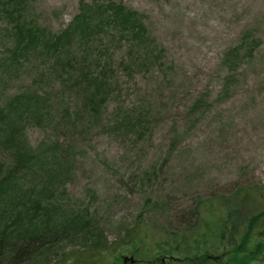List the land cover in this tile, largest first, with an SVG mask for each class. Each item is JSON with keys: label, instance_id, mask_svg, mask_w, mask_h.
Segmentation results:
<instances>
[{"label": "rangeland", "instance_id": "obj_1", "mask_svg": "<svg viewBox=\"0 0 264 264\" xmlns=\"http://www.w3.org/2000/svg\"><path fill=\"white\" fill-rule=\"evenodd\" d=\"M110 2L137 11L145 35L99 18ZM81 14L96 26L59 41ZM16 145L34 156L14 173ZM0 165V181L13 176L0 231L40 196L54 217L85 213L108 243L137 236L111 264L180 263L151 241L197 234L209 219L200 199L242 187L245 214L264 206L253 194L264 186V0H0ZM90 243L63 235L17 264H58Z\"/></svg>", "mask_w": 264, "mask_h": 264}, {"label": "trees", "instance_id": "obj_2", "mask_svg": "<svg viewBox=\"0 0 264 264\" xmlns=\"http://www.w3.org/2000/svg\"><path fill=\"white\" fill-rule=\"evenodd\" d=\"M109 4L108 8L101 5L97 9L99 14L96 15L99 18H106L104 20H107L108 24L121 28L123 32H129L134 39H140L145 35V25L137 11L121 3ZM93 21L94 18L89 22L83 14L78 15L58 40H65L67 43L68 39L70 42L77 33L89 32L96 26ZM36 30L35 28L28 30L29 39H36L38 36ZM94 79L100 78L89 75V81L92 82ZM51 151L57 156L58 141L51 143ZM29 154V149L15 146L11 155L12 161H16L14 173L19 172L20 167L25 169L28 163L33 162ZM39 154L37 155L40 158ZM2 167L0 165V170ZM51 170L60 172L61 166L53 165ZM8 182H13V176L10 174L1 179L0 188L4 190ZM253 190L254 198L264 202V186H256ZM249 193L251 191H245L241 187L231 195L217 194L207 199H200L195 210L206 212L209 219L202 222L198 233L193 232L188 238L181 232L160 234V237L151 241L154 243V252L167 257L175 255L182 257L183 261L178 264H186V262L188 264H264V206L253 214H245L243 194L246 198ZM32 203L33 210L25 208L16 216L13 223L0 231V257L11 254L15 264L22 263L27 258L32 260L43 258L51 252L63 235L64 237L81 235L85 239H90L91 243L83 252L72 254L58 264H111V256L121 262L120 254L137 246V236L113 244L108 243L107 239L102 240V233L83 212L68 215L65 213L54 217L59 208L56 204L49 201L44 204L40 196ZM42 210L46 215L37 220V214ZM22 220H27L26 225L21 224ZM94 229L97 230L95 233ZM138 236L141 242L148 240V235L144 232L140 231ZM34 251L33 256L31 253ZM192 252L197 259L190 260ZM217 252L221 253L220 258L215 256L214 253Z\"/></svg>", "mask_w": 264, "mask_h": 264}, {"label": "water", "instance_id": "obj_3", "mask_svg": "<svg viewBox=\"0 0 264 264\" xmlns=\"http://www.w3.org/2000/svg\"><path fill=\"white\" fill-rule=\"evenodd\" d=\"M125 260H127V258Z\"/></svg>", "mask_w": 264, "mask_h": 264}]
</instances>
